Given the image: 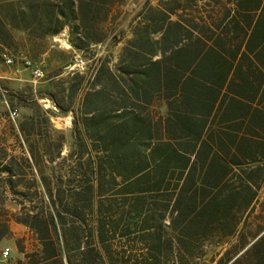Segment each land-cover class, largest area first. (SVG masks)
I'll use <instances>...</instances> for the list:
<instances>
[{
  "label": "trees",
  "instance_id": "obj_1",
  "mask_svg": "<svg viewBox=\"0 0 264 264\" xmlns=\"http://www.w3.org/2000/svg\"><path fill=\"white\" fill-rule=\"evenodd\" d=\"M125 2L0 0L2 48L19 44L14 31L35 44L67 30L85 55L122 44L94 55L90 75L64 65L49 81L74 116L66 156L63 136L32 142L44 136L35 122L18 127L29 160L1 144L0 190L22 198L16 220L40 245L0 264H185L211 241L218 264H264V219L251 220L264 184V0H145L127 29ZM62 157L64 171L26 182L30 160Z\"/></svg>",
  "mask_w": 264,
  "mask_h": 264
},
{
  "label": "rangeland",
  "instance_id": "obj_2",
  "mask_svg": "<svg viewBox=\"0 0 264 264\" xmlns=\"http://www.w3.org/2000/svg\"><path fill=\"white\" fill-rule=\"evenodd\" d=\"M144 1L126 0L125 4L119 8L120 21L122 20L120 27L127 29L128 21L136 14ZM14 33L19 44L16 47L13 46V49L0 47V147L3 144L10 154L29 160L30 154L26 147L28 145L27 139L26 137H18V127L19 121H28V128L31 129V123L35 122L38 129L43 131L44 136H32V142L34 141L37 146L43 149L44 138H46L47 133L51 132L52 139L56 142L63 136L62 155L64 157L73 145L74 116L72 113L63 112L48 95L47 91L51 87L50 79L52 80L59 68L64 65H67L66 71L68 72L81 71L90 75L95 68L94 55L97 57L112 52L115 56L119 53L122 44L112 46L105 43L96 46L95 51L85 55L70 45L67 30L56 36H49L35 44L27 41L24 33L20 31H14ZM5 54L14 57L15 65L6 64ZM24 57H28L42 69V77L36 79L32 69H25ZM16 68H20V72L15 73ZM66 73L64 75H67ZM18 78H22V80ZM11 110L18 112L16 120L11 118ZM63 157L56 158L53 162H46L47 159H44L40 167L35 165V161L30 160L31 163H34V165L32 164V171L28 167H23L24 170L26 168L29 170L25 176L26 182L31 183L34 176L40 174L42 170L45 174L52 173L55 167L58 172L64 171L69 166L70 161H65ZM31 197L33 199L32 206L41 208L44 205L43 200L37 197L33 191ZM3 200L5 201L4 204L2 203ZM21 201L20 196L10 191L4 193L2 189L0 190V216L3 219L0 223V232L5 229L3 222L7 221L9 225L8 233L0 241L1 263L23 259L25 252L36 250L40 245L36 234L26 224L16 220V217L19 216ZM252 217L251 220H255V223L264 219V184ZM116 243L119 244V241ZM6 248L10 249V254L8 258L4 259L2 254ZM222 249L214 241H211L202 256L190 257L187 262L185 261V264H218L220 254L217 252Z\"/></svg>",
  "mask_w": 264,
  "mask_h": 264
},
{
  "label": "built area",
  "instance_id": "obj_3",
  "mask_svg": "<svg viewBox=\"0 0 264 264\" xmlns=\"http://www.w3.org/2000/svg\"><path fill=\"white\" fill-rule=\"evenodd\" d=\"M4 60H5L6 64L10 65V66L15 65V63H16L14 57L7 55V54L4 55ZM23 65L25 68L32 69V73L36 79L43 76L42 69L39 66H37L36 64H34V62L31 59H29L28 57L23 58ZM18 72H20V68H16L15 73H18ZM10 116L13 120H16V118L18 117V112L16 110H11ZM9 254H10V249L6 248L3 250L2 256L4 259H6V258H8Z\"/></svg>",
  "mask_w": 264,
  "mask_h": 264
},
{
  "label": "crops",
  "instance_id": "obj_4",
  "mask_svg": "<svg viewBox=\"0 0 264 264\" xmlns=\"http://www.w3.org/2000/svg\"><path fill=\"white\" fill-rule=\"evenodd\" d=\"M25 69H28V68H25ZM19 80H22V78H18Z\"/></svg>",
  "mask_w": 264,
  "mask_h": 264
},
{
  "label": "water",
  "instance_id": "obj_5",
  "mask_svg": "<svg viewBox=\"0 0 264 264\" xmlns=\"http://www.w3.org/2000/svg\"><path fill=\"white\" fill-rule=\"evenodd\" d=\"M263 234V233H262Z\"/></svg>",
  "mask_w": 264,
  "mask_h": 264
}]
</instances>
